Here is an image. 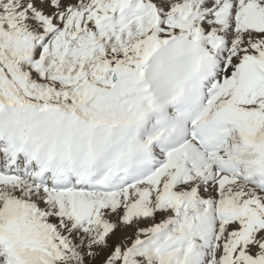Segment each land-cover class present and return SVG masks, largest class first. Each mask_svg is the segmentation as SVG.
<instances>
[{
	"label": "snow or ice",
	"instance_id": "snow-or-ice-1",
	"mask_svg": "<svg viewBox=\"0 0 264 264\" xmlns=\"http://www.w3.org/2000/svg\"><path fill=\"white\" fill-rule=\"evenodd\" d=\"M0 264H264V0H0Z\"/></svg>",
	"mask_w": 264,
	"mask_h": 264
}]
</instances>
